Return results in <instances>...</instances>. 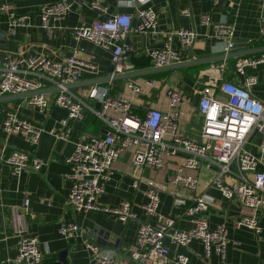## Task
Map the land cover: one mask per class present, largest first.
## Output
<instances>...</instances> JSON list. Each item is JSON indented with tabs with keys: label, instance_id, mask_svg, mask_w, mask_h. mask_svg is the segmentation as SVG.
Wrapping results in <instances>:
<instances>
[{
	"label": "crops",
	"instance_id": "crops-1",
	"mask_svg": "<svg viewBox=\"0 0 264 264\" xmlns=\"http://www.w3.org/2000/svg\"><path fill=\"white\" fill-rule=\"evenodd\" d=\"M55 1L57 0H0V35L6 34V38L3 37L0 42V55H47L56 61L75 55L96 66V69L85 67L82 80L105 77L109 74L108 66L112 63L111 51L104 50L86 39L78 38L73 30L76 27L89 26L95 20H103L116 13L136 15L138 9L148 6L153 7L158 13L157 34L153 36L151 33L130 32L124 38V42L132 46V50L124 54L125 73L155 67L149 56L150 48L162 46L167 34L181 27L195 29L198 33L192 46H182L178 41L174 43L185 61L190 59V56L197 59L224 53L225 42L214 36V23L221 20H228L235 27L236 46L231 52L264 46V38L260 35V16L264 11V3L257 0H231L219 3H215L214 0H150L147 5H135V0H103L108 8L107 13L92 8L93 0H72L71 11L66 18L57 22V28L50 35L42 27L39 9ZM4 5L17 15H29L28 25L17 27L14 33H10L8 11L1 9ZM184 7L191 9L190 17L181 14L180 11ZM206 13L211 17L209 24L202 23V16ZM133 23H138L137 17H134ZM260 53L262 52L250 55ZM238 58L232 57L222 61L111 80L106 82V85L112 94L121 96L129 94L126 84L130 80L139 84L146 79L154 80L153 88L132 97V113L137 116H144L150 106L167 110L169 102L167 89L179 87L184 93V100L180 105L182 128L186 135L198 137L200 117L197 105L200 89L205 83L219 82L218 76L221 74L238 84L243 83L244 76L239 75L235 69ZM221 63L226 64L222 70L219 69ZM247 74L258 78V83L252 87V93L264 102V63L255 68L249 67ZM89 87L90 85L77 87L73 91L85 97ZM45 88L48 89L47 97L50 101V106L45 111L27 104V98L0 101V160L6 162L5 159L11 151L19 149L43 163L40 170L29 169L19 177L12 174L9 164H5L0 170V264H15L7 259L15 258L19 242L24 236L38 238L40 248L44 252L42 264L58 262L59 254L63 251H67L68 264H92V253L84 246L82 236L77 234L73 237H64L60 234V227L67 223H77L92 241L113 254L118 264H134L131 255L138 248L137 231L140 224L147 220L142 206L148 201L146 181L149 179L155 180L159 186V212L175 219V225L179 229L192 228L193 223L186 209L193 205L194 201L187 196H192L195 192L183 185H173L171 182L184 160L183 155L168 159L164 169L157 170L149 166L137 169L132 161L133 152L127 150L113 164V174L106 182L105 193L98 198V203L118 207L123 200H129L132 202L136 218L122 221L119 217L104 212H84L75 209L68 201L73 181L68 177L71 166L66 159L72 155L78 141L86 139L90 134L103 133L104 126L89 110L84 111L83 120L68 118V111L54 101L56 86L48 83ZM89 103L94 107L97 105L93 101ZM10 110L15 111L19 118L30 121L33 126L44 129L37 144L29 142L22 133L5 131L4 121ZM63 119H67L66 124L62 123ZM68 130L70 134L67 139L51 133ZM260 142L261 136L255 135L247 144V148L258 153ZM259 168L264 171V164ZM184 174L199 178L197 194H205L212 199V204L204 215L209 219L212 228L225 223L230 241L225 259L215 252L207 258L200 240H193L187 249L166 241L170 249L169 256L173 258L185 253L190 258V264H264V210L259 219L262 228L259 235L246 227L239 228L236 221L250 210L236 200L227 199L213 184L215 167L203 163L199 170L184 169ZM136 179L140 180L137 188L133 186ZM178 196L186 197V203L177 204ZM26 199H29L28 205H25ZM15 214L17 225L14 221ZM154 219L150 217L148 220L153 222ZM96 228L99 230H95ZM107 233L109 238L105 243L108 245L98 243V240Z\"/></svg>",
	"mask_w": 264,
	"mask_h": 264
},
{
	"label": "built area",
	"instance_id": "built-area-1",
	"mask_svg": "<svg viewBox=\"0 0 264 264\" xmlns=\"http://www.w3.org/2000/svg\"><path fill=\"white\" fill-rule=\"evenodd\" d=\"M220 1L231 0H214L215 3ZM257 1L264 3V0ZM134 2L135 5H147L150 0ZM72 5V0H57L41 6L39 15L42 27L50 35L53 34L57 22L67 17ZM92 8L102 13L108 11L103 0H93ZM1 9L8 11L10 33H14L17 27L28 25L29 15H17L5 5ZM180 12L187 17L192 15L189 7L182 8ZM134 17H137V24L133 23ZM210 22V14H204L202 23ZM157 25L158 13L148 6L138 9L136 15L116 13L106 19L95 20L89 26L76 27L73 33L80 39L111 51L112 63L115 64L114 74H122L126 72L124 53L132 50V46L125 43L124 38L130 32L151 33L155 36ZM260 35L264 38V11L260 16ZM197 36L195 29L184 27L168 33L162 46L149 50L153 65L164 67L185 61L174 43L178 41L182 46H192ZM214 36L225 42L224 54L234 50L235 27L228 20L214 23ZM261 63H264V52L241 56L235 69L239 75L244 76L243 83L238 84L221 74L218 76L219 82L203 85L197 105L200 117L198 137L186 135L182 128L180 105L184 100V93L179 87L167 89V110L150 106L144 116L132 113V97L153 88L155 81L152 79H146L142 84L128 81L127 95L112 94L104 83L91 85L85 97L76 94L67 85L81 81L85 67L96 69V66L75 55L62 61L53 60L47 55H0V96L37 91L51 83L59 87L54 101L68 111V118L83 120L84 111L89 110L106 126V132L90 134L86 139L78 141L74 152L66 159L71 166L68 177L73 181L68 201L78 211L104 212L115 215L122 221L136 218L129 200H123L118 207L98 203V198L105 193L106 182L113 174V164L127 150L133 152L132 161L137 169L145 166L164 169L168 159L183 155L184 160L171 182L195 192L194 195L187 196L194 204L186 209L193 226L188 230L179 229L175 225V219L161 214L158 210V183L153 179L147 180L148 201L142 206L147 220L138 228V248L132 253L131 259L134 264H190V258L185 253L171 258L166 241L187 249L193 240H200L207 258L215 252L225 259L230 240L225 223L214 228L210 226L209 219L204 214L212 204V199L205 194H197L199 178L184 174V169L199 170L203 163L215 167L213 184L227 199L236 200L250 210L236 221V226L251 229L258 235L262 232L259 219L264 210V171L259 167L264 164V102L252 93V87L258 83V78L247 74L249 67L255 68ZM225 66V63H221L219 69L222 70ZM89 101L100 103V108L97 109ZM27 104L45 111L49 108L50 101L47 93H39L28 97ZM62 123L66 124L67 119H63ZM4 129L8 133H22L33 144L40 141L44 130L19 118L11 110L7 112ZM51 133L67 139L70 130ZM255 135L261 136L258 153L247 148ZM5 160L12 168V174L18 177L29 169L40 170L43 164L28 152L19 149H13ZM139 185L140 180L136 179L133 186L137 188ZM179 196L177 204H185L186 197ZM28 204L29 199H26L25 205ZM150 217L155 218L153 222L148 220ZM14 221L17 225L16 214ZM59 232L64 237L77 234L82 236L84 246L92 253V264H118L114 255L92 241L77 223L63 224ZM43 260L44 252L40 248V242L33 236L22 237L15 258L7 259L15 264H42Z\"/></svg>",
	"mask_w": 264,
	"mask_h": 264
},
{
	"label": "water",
	"instance_id": "water-1",
	"mask_svg": "<svg viewBox=\"0 0 264 264\" xmlns=\"http://www.w3.org/2000/svg\"><path fill=\"white\" fill-rule=\"evenodd\" d=\"M3 37L5 39L6 34L0 35V42H2ZM256 52H264V46L261 48H258V49H251V50H246V51H241V52H230L228 54L223 53V54H219V55H211L208 57H202V58H197V59H194L192 56H190V59L183 61V62H180V63H175V64H171V65L164 66V67H152V68H148V69H144V70H135V71L122 73V74H114L115 64L111 63L108 66V73L109 74L107 76L95 78V79L87 80V81L82 80V81H79V82H76L73 84H69V85H67V87L69 89H74L77 87H83V86H88V85L91 86L94 84L106 83V82H109L111 80L131 78V77L138 76V75H145V74H149V73L156 72V71L179 69V68H183V67H186L189 65H194V64L222 61V60L227 59V58L246 56V55L254 54ZM58 89H59V87H56V90H58ZM47 91H48L47 88H43V89H39L37 91H30V92H25V93L5 95V96L0 97V101H5V100H9V99L28 98V97L33 96L35 94L47 93ZM96 108L97 109L100 108V103H97ZM106 131H107L106 126H104L103 132H106ZM5 164H7L5 161L0 160V170L3 168V166ZM95 230H97V228ZM94 232H96V231H94ZM98 237H100V236L98 235ZM108 238H109L108 233L104 234L102 239L98 240V243H100L102 245H108V243H105V242H107L105 240H107ZM111 245L112 244H109V246H111ZM115 246H117V243L115 244ZM66 255H67V251H63L62 253H60L59 254V261L55 262L53 264H68V260L66 258Z\"/></svg>",
	"mask_w": 264,
	"mask_h": 264
},
{
	"label": "trees",
	"instance_id": "trees-1",
	"mask_svg": "<svg viewBox=\"0 0 264 264\" xmlns=\"http://www.w3.org/2000/svg\"><path fill=\"white\" fill-rule=\"evenodd\" d=\"M104 84H106V83H104ZM11 111H13V110H11ZM92 115H93V117H94V114L93 113H91ZM99 120V119H98ZM100 121V120H99ZM94 122V121H93ZM100 123H102L101 121H100Z\"/></svg>",
	"mask_w": 264,
	"mask_h": 264
},
{
	"label": "rangeland",
	"instance_id": "rangeland-1",
	"mask_svg": "<svg viewBox=\"0 0 264 264\" xmlns=\"http://www.w3.org/2000/svg\"><path fill=\"white\" fill-rule=\"evenodd\" d=\"M182 125V124H181Z\"/></svg>",
	"mask_w": 264,
	"mask_h": 264
}]
</instances>
